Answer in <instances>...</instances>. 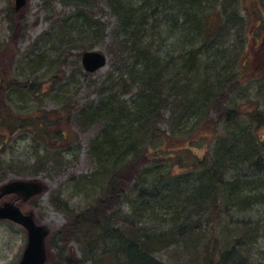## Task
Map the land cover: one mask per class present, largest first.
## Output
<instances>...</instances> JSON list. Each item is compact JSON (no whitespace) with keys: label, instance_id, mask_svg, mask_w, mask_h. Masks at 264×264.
<instances>
[{"label":"trees","instance_id":"1","mask_svg":"<svg viewBox=\"0 0 264 264\" xmlns=\"http://www.w3.org/2000/svg\"><path fill=\"white\" fill-rule=\"evenodd\" d=\"M101 1L118 21L110 33L112 44L120 43L121 37V45L131 42L135 49H130L135 50V54L132 50L133 58H124L122 70L125 69V73L116 81H108L112 85L107 86L105 81L100 84L98 93L103 97L79 106H71L69 103L62 105L64 110L72 111L70 120H75L80 129L98 127L99 132L88 145V158L95 167L92 181H96L98 178L95 177L102 176L105 172L108 175V181L103 186V195L71 219L64 229H69V235L74 233L70 237L79 241L83 256L91 264H109L110 260H117L114 259L117 253H121L120 263L123 259L126 264H161L145 247L152 243H164L166 236L158 234L147 237L140 246L134 238L121 236L118 229L109 230V226L114 225L108 216L109 207L116 205L113 204L119 193L121 196L118 201L125 199L121 187L128 184L127 188L134 196L127 199V210L123 213L121 224L128 223L135 228L144 229V221L159 217L160 221L164 219V224L169 223L184 230L185 234L179 233L182 237H186L190 225H196V239L202 235L196 245L202 241L203 249L210 247L209 253H214L212 247L218 249V262L214 263L209 259L206 264H228L229 259L234 258L238 259L239 264H247L246 258L253 238L264 232V215L261 214L264 209V108L259 109L264 107V98L255 96V101H261L260 106L244 114L234 101L227 100V96L236 90L238 76L230 72L223 73L225 65L218 64L224 58L218 57L222 44L210 46L207 40L212 37V33H207L205 27L207 15L218 7L211 0ZM257 1L264 4V0ZM60 2L64 6L77 8L78 15L86 10L91 17L95 7L93 0ZM133 4L138 7L133 8ZM43 6L49 7V0ZM256 15L262 16L260 12ZM91 17L89 18L94 22L93 25L81 24L75 19H64L63 24H60L61 30L64 28L66 32L63 36L58 33V38L61 35L66 44L69 39H74L73 46L63 45L64 48L60 51L56 37L46 41L47 47L57 49L61 58L57 78L66 73L69 68L67 62L76 56V53L69 54L73 48L89 50L103 41L105 28ZM152 19L161 20L167 28L173 21L175 24L171 22L170 25H173L172 29L176 28L175 37L178 33L184 38L194 36L197 43H194L195 46L191 44V49L180 55L179 58L183 60L181 64L167 63L153 54H148L152 37L148 29L151 28ZM15 25H9L7 34L15 29ZM41 40V37L35 39L30 50L23 54L26 59L24 65L37 67L41 64L39 50L42 47L38 46ZM142 43L148 44L142 46ZM259 47L264 50V42ZM125 48L122 46V55ZM208 48H215L216 53ZM7 50L11 51L12 48ZM18 50L12 56L6 57V60L0 59V88L6 96L8 106L13 93L9 95L10 90L15 89L18 93L23 90L38 98L41 85H37L35 80L28 84L17 82L10 75L17 63ZM201 56L207 57L208 61L201 62ZM209 60L216 62L218 67L211 66ZM262 65L264 69V64ZM7 75L9 77L5 79ZM253 80L257 82L254 90L258 92L256 88L264 83V71ZM179 82L183 92L178 87ZM166 85L169 86V91ZM226 90L231 94L225 93ZM176 95L177 98L173 100ZM173 105L167 120L169 130L162 131L159 125L163 117L162 109ZM4 109L9 111L8 107ZM209 112L215 114L214 120L204 115ZM49 113H54V110ZM46 114L47 112L44 120H39L42 121L41 128L43 123L47 126ZM3 122L9 129L15 123L10 117H3ZM200 129L205 133L199 140L208 141L202 154H199L204 145L202 141L198 140L197 144L188 147L174 144L182 137H185L182 140V144H185ZM131 137H134L135 144H125ZM147 151L151 152L149 163L138 168L139 159ZM167 151L169 152L166 153ZM41 162L39 159L36 164ZM173 167L189 168V171L176 172ZM210 183L211 188L208 187ZM105 191L106 197H103ZM239 199L245 200L246 206L238 204ZM119 203L120 201L117 202ZM233 211L245 216L248 223L243 221L241 225L235 224L232 220ZM160 212L166 216L162 217ZM103 216L107 217L105 225L108 234L104 233L103 227L97 221H101ZM137 219L141 221L136 222ZM225 225L238 228L232 232ZM109 231L112 234L109 235ZM222 231H225L229 240H222ZM225 244H229V247H222ZM109 246L115 247L117 253L113 257L105 258L102 247L112 250ZM99 251L101 253L97 256ZM107 252L109 255L112 253ZM62 260L65 264L76 263L68 258Z\"/></svg>","mask_w":264,"mask_h":264},{"label":"rangeland","instance_id":"2","mask_svg":"<svg viewBox=\"0 0 264 264\" xmlns=\"http://www.w3.org/2000/svg\"><path fill=\"white\" fill-rule=\"evenodd\" d=\"M45 1L24 0V4L16 10L15 0H0V59L6 60V57L12 56L19 49L16 55L17 63L10 75L17 79V82L28 84L35 80L37 85L41 84L38 98L23 90L20 93L15 89L14 91L10 90L9 95L11 92L13 93L10 95L9 106L6 96L0 88V189L6 183L5 181L14 179L38 180L44 186V190L31 199L23 201L20 195L11 194L1 198L0 205L7 202L17 204L22 212L31 215L38 224L44 225L49 230L45 238L48 252L46 264H65L62 258L73 260L76 262L75 264H91L83 256L79 241L75 237H70L74 233L69 235V229H64V226H68L71 219L82 213L103 195V186L108 181V175L105 172L106 175L96 176L95 178L98 179L92 181L95 167L91 159L88 158V145L99 132L98 127L80 129L75 120H70L72 111L64 110L62 105L69 103L71 106H79L103 97L98 93V87L104 81V84H107L108 81H116L119 76L125 73V69L122 70L124 67L122 63L127 56L133 58L135 47L131 42L121 45V37L120 43L112 44L110 33L118 21L101 0H93L95 7L91 14L92 17L86 10L78 15L77 8L64 6L60 0H49V7H44ZM211 2H214L213 5L218 8L207 15L205 19L207 33H212V37L207 42L210 46L216 43L224 45H220L221 51L218 52V57L224 58L218 64L225 65L223 73L236 74L239 80H237L236 90L232 94L225 91V93L231 94L227 96V100L234 101L244 114L252 108L260 106L261 101H255V96L264 98V83H261L260 87L256 88L258 92H255L257 82L253 80L257 74L264 71L262 65L264 64V50L259 47L264 42V4H260L257 0H211ZM131 6L138 7L134 4ZM257 12H260L262 16L256 15ZM89 17L98 21L105 28L103 41L95 44L89 50L103 54L106 64L102 69L88 74L80 63L81 49L73 48L69 54L76 53V56L72 61L67 62L69 68L66 73L57 78L61 58L57 49L53 50L47 47L46 41L49 42V38L56 37L57 47L60 51L64 48L63 45L73 46L74 39H69L66 44L65 39L61 38V35L63 36L66 32L64 28L61 30L63 20L75 19L81 24L93 25L94 22ZM171 22L167 28L159 19L150 21L152 29L149 28L148 32L152 37L148 54H153L156 58H161L167 63L172 62L174 65H179L183 62L179 58L180 55L190 50L191 44L195 46L194 43L197 41L191 35L184 38L182 34L178 33V36L175 37L176 28L172 29ZM12 23L16 24L15 29L7 34L9 25ZM93 29L95 32V27ZM58 33H61L59 38ZM39 37L42 38L38 45L42 47L39 50L41 51L39 53L41 64L37 67L24 65L26 59L23 54L30 50L32 42ZM146 44L148 43H144L142 46ZM122 46L124 48L127 46L123 55L121 53ZM131 47L133 49H130ZM9 48L12 50L8 51ZM205 49L207 50V48ZM208 49L215 50V48ZM63 51L68 52V50ZM155 57L152 58L156 59ZM67 58L66 56L65 60ZM207 61V57L201 56V62ZM209 62L211 66L218 67V64L213 60H209ZM8 77L9 75L5 79ZM173 82L171 81V83ZM111 83H108L107 86L112 85ZM179 85L180 91L183 92L180 82ZM166 88L169 91L168 85ZM239 95L240 97H238ZM176 98L177 95L172 99ZM174 105L162 109L163 117L159 121L162 131L169 130L167 120L170 118ZM7 107L9 111L4 109ZM262 108L264 107H259V109ZM52 110L54 113H49ZM45 112H47V126L43 123L41 128L42 121L39 120H44ZM204 115H207L208 119L216 118L213 112ZM3 117H10L14 120L15 123L9 126L10 129L4 124ZM17 127L20 128L17 129ZM182 132L184 131L182 130ZM204 133L205 131L201 129L196 130L185 144H182L185 137L179 138L174 144H179L182 147L197 144L200 136ZM125 144H135L134 137H131L130 141ZM202 144H204L203 149L199 151V154H202L207 148L208 141H202ZM150 156L151 152H145L139 159L137 167H145L151 159ZM39 159L42 162L36 164ZM173 169L176 172L189 171V168L173 167ZM127 185L121 187L125 199L123 201H121L123 198L120 199V203L117 204L118 198L121 196L119 193L113 204L116 205L109 207L108 216L114 223L113 226H109V230L118 229L121 236L134 238L140 246L144 244V239L147 237L158 236V234L166 236L167 239L164 243H152L145 247L161 264H206L209 259L214 263L218 262L219 254L216 253L218 250L216 247H212L214 253H209L210 247L207 250L203 249L202 241L196 245L197 240L202 237L201 235L196 239V225H190L188 234L186 237H182L179 236V233L185 234L184 230L169 223L164 224V219L160 221L159 217H152L151 220L144 221L142 224L144 229L135 228L128 223L121 224L123 213L127 210V199L134 196ZM103 197H106V191ZM160 213L162 217L166 216L165 213ZM261 214L264 215V209ZM106 220V216H103L101 221L97 219L103 227L104 233L108 234ZM232 220L235 224L240 223V225L243 221L245 222L244 219L235 221L234 217ZM139 221L141 220L137 219L136 222ZM134 222L135 220H133ZM228 225L230 226L229 223ZM225 227L232 232L238 228L226 225ZM111 231H109V235L112 234ZM221 236L222 240H229L225 231H222ZM26 242V232L21 227L8 221H0V264H17L21 259ZM222 247L227 248L229 244ZM102 248L105 251L103 254L105 258L113 257L117 253L115 247H112V250ZM107 251H112L113 254L109 255ZM100 253L101 251L97 256ZM120 258H122L121 253H117L114 258L117 260H110L109 264H126L123 259L120 263ZM246 259L247 264H264V232H260L253 238ZM239 263L237 258L228 261V264Z\"/></svg>","mask_w":264,"mask_h":264},{"label":"water","instance_id":"3","mask_svg":"<svg viewBox=\"0 0 264 264\" xmlns=\"http://www.w3.org/2000/svg\"><path fill=\"white\" fill-rule=\"evenodd\" d=\"M18 9L24 0H15ZM83 67L87 72H94L105 64V57L98 52H84L81 57ZM44 190L38 182L34 181H11L4 184L0 189V198L4 195L18 194L25 201L28 198L41 193ZM0 220H9L21 225L27 234V243L18 264H44L46 260L45 238L49 233L43 225H36L31 215L23 214L19 207L12 203L0 206ZM61 264V263H56Z\"/></svg>","mask_w":264,"mask_h":264},{"label":"bare ground","instance_id":"4","mask_svg":"<svg viewBox=\"0 0 264 264\" xmlns=\"http://www.w3.org/2000/svg\"><path fill=\"white\" fill-rule=\"evenodd\" d=\"M200 29V28H199ZM200 31V30H199ZM195 66H196V63H195ZM185 126H187L186 124H184ZM217 184H218V182H217ZM209 188H211L212 187V184L210 183V185L208 186ZM182 193V192H181ZM245 200H237V202H238V204H240V205H242V206H246V203L244 202ZM233 216H234V218H235V221H237V220H239V219H244L247 223H248V219L245 217V216H243V215H241V214H239L237 211H233Z\"/></svg>","mask_w":264,"mask_h":264}]
</instances>
